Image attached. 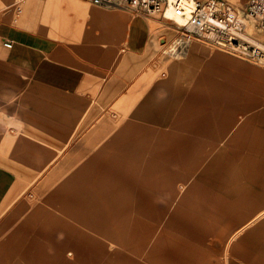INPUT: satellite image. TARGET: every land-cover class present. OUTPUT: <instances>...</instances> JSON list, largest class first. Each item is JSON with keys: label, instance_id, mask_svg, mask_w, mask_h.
I'll list each match as a JSON object with an SVG mask.
<instances>
[{"label": "crops", "instance_id": "crops-1", "mask_svg": "<svg viewBox=\"0 0 264 264\" xmlns=\"http://www.w3.org/2000/svg\"><path fill=\"white\" fill-rule=\"evenodd\" d=\"M29 2L32 10L34 1ZM77 4L68 0L63 10L67 15L77 11L92 24L73 19L60 26L72 34L77 23L85 24L88 43L80 49L0 20V211L31 182L34 171L53 166L57 183L62 171L74 168L76 155L91 152L94 131L83 130L82 124L92 123L102 109V137L113 132L118 139L101 150L103 177L106 170L109 178L117 171V187L111 190L109 178L105 185V216L146 218L151 233L157 232L154 222L165 217L161 232L181 240L173 242L167 264H264V67L226 56L220 62L210 57L211 67L170 70L173 57L163 66L158 46L168 43L163 34L173 33L161 23L139 17L130 28L129 13L121 9ZM3 25L24 36L15 39ZM137 42L149 45L153 56L142 65L131 62L118 69L119 44L143 54L145 47L136 48ZM174 73L192 79L176 97L164 92ZM164 100L175 106L167 120L134 114ZM117 103L136 108L127 126L110 131L104 111ZM50 155L54 159L45 166ZM129 167L135 173H125ZM143 167L149 173L146 190L130 182ZM130 186L136 188L130 191ZM109 189L117 192L118 204ZM123 200L131 206L122 205ZM182 254L187 258L178 259Z\"/></svg>", "mask_w": 264, "mask_h": 264}, {"label": "rangeland", "instance_id": "rangeland-1", "mask_svg": "<svg viewBox=\"0 0 264 264\" xmlns=\"http://www.w3.org/2000/svg\"><path fill=\"white\" fill-rule=\"evenodd\" d=\"M29 1H34L32 10H29L31 4L27 6ZM66 1L68 0L60 2L58 0H41V5L38 6V1L27 0L22 12L16 15L13 8L14 0H0V20H6L18 27L49 34L59 39L63 46L73 44L80 49L84 42V45L88 43L85 41V24L83 26L82 23H77L75 27H72L76 28V33L72 34L65 29L67 27L64 26L65 23L63 24L64 27L60 24L66 20L72 22L73 19L92 24L94 20L86 18L79 12L77 13V7L71 9V12L76 11L74 14L67 15V11L63 10L64 7L66 8ZM73 1L75 6H78V2L79 5L99 7L109 11L121 9L129 13L126 19L129 20L130 28L139 17L161 23L163 28L173 33L169 36L160 34L168 43L161 42L158 46L161 49L160 53H164L163 66L173 57L168 64L170 70L172 68L193 71L201 67H211L213 65L212 59L209 60L210 57L220 62L226 56H230L243 62L256 64L228 53L199 37H193L188 44H184L180 29L173 21L164 18L162 15L140 12L118 1L104 2L98 5L93 4L90 0ZM230 1L240 10L244 8L246 2V0ZM92 12L96 13L94 10ZM3 27L8 34L14 35L15 39L24 36L23 32L14 30L8 25H3ZM100 28L99 24L95 25V29ZM60 29L61 31H59ZM66 31L70 35L65 33ZM176 40V50L169 51L172 41ZM137 43L136 48L145 47L142 49L143 54L129 53L126 44H119V53L117 52V56H115L118 60V69H123L131 62L133 65H142L147 58L153 56L154 50L149 45L144 46L141 42ZM108 45L112 46L113 42L110 41ZM103 46L104 49H107L106 44ZM96 47L102 48L101 46ZM188 52L189 55L185 58ZM171 77L170 83L164 86V92H170L172 97H176L184 89V83L192 82V79L186 78L182 74L174 73ZM161 98L158 97L157 100H161ZM164 101L165 104L141 107L134 114L145 119L154 116L159 121L161 119L167 120L168 117L172 116L175 106L167 100ZM135 108L131 105L119 106L118 103L108 107L104 112L109 115L110 131L117 130L119 126H127L128 119L131 118ZM101 113L102 109L97 112L92 123L83 122V130L93 129L94 131V136L91 139L92 151L76 155V164L73 169L62 171L63 174L57 183L51 174L53 166L44 172L41 170L34 171L33 175L29 177L31 182L3 205L0 211V264H167V261L170 260L168 254L172 250L173 242L177 243L181 240L173 239L171 234L167 235L161 232L166 225L165 217L159 218L157 224L154 222L157 225V232L151 233V226L146 218L124 217L118 219L105 216L108 212V203L103 199L108 197V189L105 188V185H108L107 178L109 177L107 170L106 178L103 177L101 150L103 145H108L109 142L113 144L112 141L118 139L112 137L113 132L109 133L110 137H102ZM192 113H195L193 108L190 109V114L193 115ZM164 139L154 140L163 141ZM124 140L129 142L134 139L126 138ZM65 156L66 154H62L61 158L63 159ZM53 159L54 156L50 155L45 166ZM113 172L115 176L110 175L109 178L111 190L117 187V171ZM137 172V179L135 181L130 180V182L135 183L137 181V188L146 190L149 186L148 170L143 167V169L139 168ZM125 173L132 174L135 171L129 167ZM40 174L42 175L35 179ZM135 178L133 176V179ZM41 182H43L42 185H40ZM133 188L136 186L127 187L130 191H133ZM111 190L109 189L110 199L115 201L114 204H118L117 192ZM113 196L115 199H112ZM121 204L131 206L127 200H123ZM161 205L164 203L162 202ZM134 226L140 227V232L131 233L130 230ZM120 227H122V231H119ZM179 251L182 252V250ZM182 257L187 258L182 254L178 259L182 260Z\"/></svg>", "mask_w": 264, "mask_h": 264}, {"label": "built area", "instance_id": "built-area-1", "mask_svg": "<svg viewBox=\"0 0 264 264\" xmlns=\"http://www.w3.org/2000/svg\"><path fill=\"white\" fill-rule=\"evenodd\" d=\"M27 0H14L19 15ZM93 4L121 2L140 12L166 16L169 7L183 23L180 29L184 44L199 37L243 58L264 66V0H246L240 10L230 0H90ZM171 20V19H169ZM172 21V20H171ZM174 21V20H173ZM7 47L12 46L6 41Z\"/></svg>", "mask_w": 264, "mask_h": 264}, {"label": "bare ground", "instance_id": "bare-ground-1", "mask_svg": "<svg viewBox=\"0 0 264 264\" xmlns=\"http://www.w3.org/2000/svg\"><path fill=\"white\" fill-rule=\"evenodd\" d=\"M166 16L171 19L173 22L177 21L179 24H182L183 21L179 18V17H176L174 15V12L172 10L171 7H169L166 11ZM176 46H177V40L176 41H172V44L170 45V48L168 49L169 51H174L176 50Z\"/></svg>", "mask_w": 264, "mask_h": 264}]
</instances>
